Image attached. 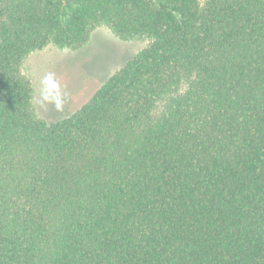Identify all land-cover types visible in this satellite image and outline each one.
I'll return each mask as SVG.
<instances>
[{"label":"trees","instance_id":"16d2710c","mask_svg":"<svg viewBox=\"0 0 264 264\" xmlns=\"http://www.w3.org/2000/svg\"><path fill=\"white\" fill-rule=\"evenodd\" d=\"M101 26L147 44L39 118L24 61ZM0 264H264V0H0Z\"/></svg>","mask_w":264,"mask_h":264},{"label":"rangeland","instance_id":"374dc122","mask_svg":"<svg viewBox=\"0 0 264 264\" xmlns=\"http://www.w3.org/2000/svg\"><path fill=\"white\" fill-rule=\"evenodd\" d=\"M146 44L145 40H121L101 26L77 50L50 45L32 52L22 72L32 85L36 115L47 122L68 117Z\"/></svg>","mask_w":264,"mask_h":264},{"label":"clouds","instance_id":"9594fccd","mask_svg":"<svg viewBox=\"0 0 264 264\" xmlns=\"http://www.w3.org/2000/svg\"><path fill=\"white\" fill-rule=\"evenodd\" d=\"M59 102L57 101V104H58Z\"/></svg>","mask_w":264,"mask_h":264}]
</instances>
